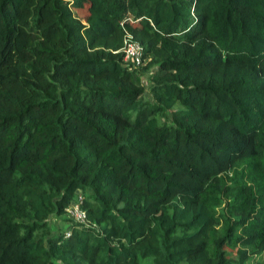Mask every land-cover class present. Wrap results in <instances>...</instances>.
<instances>
[{"label":"trees","instance_id":"1","mask_svg":"<svg viewBox=\"0 0 264 264\" xmlns=\"http://www.w3.org/2000/svg\"><path fill=\"white\" fill-rule=\"evenodd\" d=\"M0 264H264V0H0Z\"/></svg>","mask_w":264,"mask_h":264},{"label":"built area","instance_id":"2","mask_svg":"<svg viewBox=\"0 0 264 264\" xmlns=\"http://www.w3.org/2000/svg\"><path fill=\"white\" fill-rule=\"evenodd\" d=\"M125 61H130L133 66L139 65L143 61V45L135 39L132 34H127L121 47ZM84 196L78 191L77 200H72L66 207V214L73 220L83 224H89L87 212L81 206ZM66 233H69L67 231Z\"/></svg>","mask_w":264,"mask_h":264},{"label":"rangeland","instance_id":"3","mask_svg":"<svg viewBox=\"0 0 264 264\" xmlns=\"http://www.w3.org/2000/svg\"><path fill=\"white\" fill-rule=\"evenodd\" d=\"M135 39H137V38H135ZM148 58L149 57H144V60H143L142 64L145 63ZM142 64L133 66L132 68L136 69L137 71H139ZM141 80H142V82H143V84L145 86L144 96L148 97L149 96V91H148V82H149L148 81V73H146V72L141 73ZM67 216L69 218H71L67 214L66 215L64 214L61 217H57V216H53L52 215V216L49 217V221L51 222L52 225H54V227L62 228V229L64 228L66 230V229H68L67 227L69 226L68 222H67L68 220L65 218Z\"/></svg>","mask_w":264,"mask_h":264}]
</instances>
